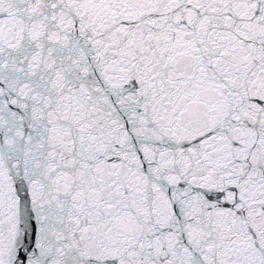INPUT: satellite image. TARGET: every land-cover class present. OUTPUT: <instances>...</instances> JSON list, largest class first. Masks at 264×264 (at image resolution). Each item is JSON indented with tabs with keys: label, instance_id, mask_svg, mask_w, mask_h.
Instances as JSON below:
<instances>
[{
	"label": "snow or ice",
	"instance_id": "snow-or-ice-1",
	"mask_svg": "<svg viewBox=\"0 0 264 264\" xmlns=\"http://www.w3.org/2000/svg\"><path fill=\"white\" fill-rule=\"evenodd\" d=\"M0 264H264V0H0Z\"/></svg>",
	"mask_w": 264,
	"mask_h": 264
}]
</instances>
